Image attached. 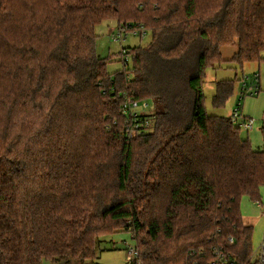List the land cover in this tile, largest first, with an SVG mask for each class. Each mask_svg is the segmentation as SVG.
<instances>
[{"label":"trees","instance_id":"16d2710c","mask_svg":"<svg viewBox=\"0 0 264 264\" xmlns=\"http://www.w3.org/2000/svg\"><path fill=\"white\" fill-rule=\"evenodd\" d=\"M112 19L151 35L131 79L97 50ZM224 46L264 61V0H0V264H100L118 231L143 264H253L241 204L261 201L264 150L205 106ZM127 98L152 103L150 132L127 136Z\"/></svg>","mask_w":264,"mask_h":264},{"label":"rangeland","instance_id":"374dc122","mask_svg":"<svg viewBox=\"0 0 264 264\" xmlns=\"http://www.w3.org/2000/svg\"><path fill=\"white\" fill-rule=\"evenodd\" d=\"M120 24L117 20H106L96 29L98 34L97 50L102 58L107 59V70L110 75L124 70L123 49L147 46L151 42V35L147 32L144 37L129 34L126 40L116 41ZM264 58V53H262ZM133 65L129 58L127 69ZM259 76V82L256 77ZM249 78V86H259L258 92L241 98L243 79ZM231 80L234 82V93L224 106L216 108L213 97L216 93L217 82ZM205 106L210 116L230 118L240 102L243 115L254 120V127L247 131L241 128V135L248 139L255 150H264V61L261 63H245L243 66L233 62H224L217 68H208L204 83ZM152 106V104H151ZM260 199L264 201V186L260 190ZM242 214L248 224L253 226L252 247L254 254L264 238V210L248 196H244L241 204ZM136 241L131 232L118 231L115 234L101 238L98 248V262L100 264H128V245H135ZM258 253H256L257 257ZM47 264V262H43Z\"/></svg>","mask_w":264,"mask_h":264},{"label":"built area","instance_id":"2783aa9c","mask_svg":"<svg viewBox=\"0 0 264 264\" xmlns=\"http://www.w3.org/2000/svg\"><path fill=\"white\" fill-rule=\"evenodd\" d=\"M147 33L146 29L143 26L133 27L130 24L126 25V27L119 28L118 37L116 41L126 40L129 34H133L135 36L144 37ZM131 57L130 53L127 49H123V63L124 67L127 70L126 75L128 79L132 78V72L127 69L129 58ZM248 77L243 80V92L241 98H245L249 94L254 95L259 90V86H249ZM256 82H259V76L255 79ZM150 101H139L134 98H127L126 102L123 106V111L126 117L128 118V128L126 130L127 136L130 138H134L137 136H141L150 132L153 128V106H151ZM232 123L241 128L246 129L247 131L252 130L254 127V120L248 119L243 115L242 106L239 102L238 107L233 111L230 116ZM256 204L264 210V201H257ZM233 242V239L230 240ZM128 253V264H143L140 259V251L138 246L128 245L127 248ZM258 253L257 257L255 256ZM253 254L251 262L253 264H264V238L258 248V251ZM220 264H235V261L229 258H223Z\"/></svg>","mask_w":264,"mask_h":264},{"label":"crops","instance_id":"0c3cea01","mask_svg":"<svg viewBox=\"0 0 264 264\" xmlns=\"http://www.w3.org/2000/svg\"><path fill=\"white\" fill-rule=\"evenodd\" d=\"M237 53V46H224L221 48V55L224 62H231Z\"/></svg>","mask_w":264,"mask_h":264}]
</instances>
